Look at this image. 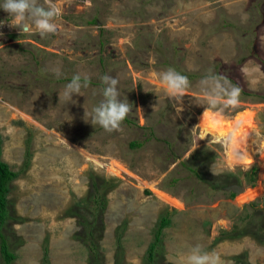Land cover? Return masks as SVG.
Here are the masks:
<instances>
[{"label": "rangeland", "instance_id": "obj_1", "mask_svg": "<svg viewBox=\"0 0 264 264\" xmlns=\"http://www.w3.org/2000/svg\"><path fill=\"white\" fill-rule=\"evenodd\" d=\"M55 2L63 15L57 32L45 36L21 35L0 9L1 159L17 172L1 228L14 253L8 264H44L45 246L47 264H186L196 244L223 264H264V0ZM169 67L197 74L179 100L159 80ZM210 69L254 94L241 95L235 108L210 107L200 85ZM74 74L89 86L64 104ZM105 74L118 79L120 99L132 104L111 133L91 120ZM249 106L256 151L248 166H230L228 140L200 137L198 115L207 107L232 117ZM112 158L129 172L108 171ZM92 176L116 182L105 194L93 252L79 224L93 211L85 201ZM229 178L258 192L240 202L224 189ZM149 184L182 205L160 199ZM163 215L169 223L149 259Z\"/></svg>", "mask_w": 264, "mask_h": 264}, {"label": "clouds", "instance_id": "obj_2", "mask_svg": "<svg viewBox=\"0 0 264 264\" xmlns=\"http://www.w3.org/2000/svg\"><path fill=\"white\" fill-rule=\"evenodd\" d=\"M0 9L8 13L12 20L10 27L20 30L21 35H32L38 33L41 36L55 34L58 30V19L63 15L62 8L55 0H2ZM3 33H0L2 36ZM159 80L170 99L179 100L190 86L189 78L169 67L159 74ZM102 99L93 107L91 120L92 125H99L104 131L111 133L119 131L122 122L132 111V104L128 100H121L117 85L118 79L111 75L100 77ZM200 85L207 104L210 107L222 106V108H235L240 104L242 88L239 84H233L227 76L209 70L201 78ZM89 81L79 74H74L62 92L63 103L72 100L73 94H80L82 88H87ZM61 94H59V101ZM73 103L75 101H72ZM88 113L85 109V117ZM186 264H223L221 258L215 251H207L199 244L190 247L186 257Z\"/></svg>", "mask_w": 264, "mask_h": 264}, {"label": "trees", "instance_id": "obj_3", "mask_svg": "<svg viewBox=\"0 0 264 264\" xmlns=\"http://www.w3.org/2000/svg\"><path fill=\"white\" fill-rule=\"evenodd\" d=\"M251 54H254V52H252ZM244 61V58H240L238 60V63H241ZM264 63V62H263ZM179 72H181L183 75H186L189 79H194L197 74L196 73H192V72H182L179 70ZM205 76V75H204ZM242 88V93L241 95H253V92H250L248 90H246L244 87H242L241 85H239ZM1 136H0V252L6 262V264L10 263V261L14 258V253H12V251H10L9 247H8V243H7V239L5 237V235L1 232V228L3 226V223L5 222V220L8 218V208H7V195L9 193L10 190V182L17 176V172L13 171L9 165L3 161L1 159ZM143 143L142 142H138V141H133L130 143L131 146H141ZM28 155V153H27ZM29 156V155H28ZM178 157V155L176 156ZM212 158V157H210ZM204 160H202L203 162ZM201 162V163H202ZM28 163V158L26 161V164ZM190 167V166H189ZM191 170H193L196 175L199 177L200 174L196 171V168L194 167H190ZM255 176H256V167H252L249 171V184L251 186L254 185V180H255ZM230 180H227L226 184H233V178H229ZM116 182L114 180H112V182H108L106 181L104 178L101 177H95L92 176L90 178V184H89V194H87V197L85 198L86 202L88 203V206H92V210L93 211H89L90 218H86L84 215H81L80 217H82V220L79 221V224L81 226L87 227V235L89 236V249L91 250V252L94 251V248L96 247V243L94 240V232H96V230L99 228L100 231V237H101V232H102V223H101V216L100 213L104 210L105 205H106V198H105V194L106 192L109 190V188L115 186ZM213 186V185H212ZM229 195L231 197H233L235 195V193L233 191H229ZM92 203V205L90 204ZM73 208H68L65 210V214L66 215H73ZM169 223V218L167 215H163L155 230H154V236H153V240L150 243L148 249H147V253H148V258L152 259L153 258V254L154 251L156 250V246L158 245V243L160 242V235L162 233V229ZM225 234H228L225 232ZM44 264H47V246L44 247ZM236 258H240V256H236Z\"/></svg>", "mask_w": 264, "mask_h": 264}, {"label": "bare ground", "instance_id": "obj_4", "mask_svg": "<svg viewBox=\"0 0 264 264\" xmlns=\"http://www.w3.org/2000/svg\"><path fill=\"white\" fill-rule=\"evenodd\" d=\"M254 115V109L250 106L236 112L232 117H227L218 111L205 107L202 109L197 119V124L201 128L200 137H206L207 134H211L216 140L227 139L228 142L225 147V155L228 164L230 166H235V164H244V166H248L252 163L256 151L252 145L253 141L250 139V136L257 128ZM243 144H245V146L248 144L249 147L245 148ZM107 170L114 174L129 172L126 167L115 158L108 161ZM148 186L155 191L160 199L162 198L168 203L176 206L182 205V201L178 197H173L159 189L157 190V188L153 187V184H149ZM257 192L258 189L254 187H245V189L237 195V200L244 202L246 199H249L248 197L254 196Z\"/></svg>", "mask_w": 264, "mask_h": 264}, {"label": "water", "instance_id": "obj_5", "mask_svg": "<svg viewBox=\"0 0 264 264\" xmlns=\"http://www.w3.org/2000/svg\"><path fill=\"white\" fill-rule=\"evenodd\" d=\"M224 189L229 190V191H233L236 195H238L239 192H241L242 190L245 189V187L242 185L233 183V184L225 186Z\"/></svg>", "mask_w": 264, "mask_h": 264}]
</instances>
